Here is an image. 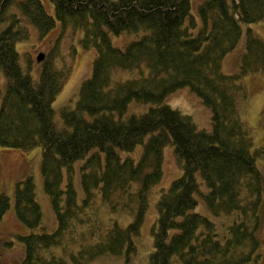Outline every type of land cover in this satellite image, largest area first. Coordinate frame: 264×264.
Here are the masks:
<instances>
[{
  "label": "trees",
  "instance_id": "16d2710c",
  "mask_svg": "<svg viewBox=\"0 0 264 264\" xmlns=\"http://www.w3.org/2000/svg\"><path fill=\"white\" fill-rule=\"evenodd\" d=\"M0 0V145L24 151L40 146L45 191L57 218L47 232L32 176L15 187V215L31 232L21 264H89L103 255L136 253L135 238L149 208L150 191L163 177L164 148L174 151L183 174L162 190L146 264H247L260 258L264 225V146L243 120L247 91L241 79L264 72V41L249 26L264 20V0ZM56 46L40 62L39 78L25 69L17 48L28 24ZM247 24L238 73L223 62ZM95 49L90 77L76 101L55 120L54 102L71 74L60 45L66 34ZM138 34L125 48L111 35ZM71 54L77 52L72 46ZM59 58V61H58ZM189 87L212 111V129L165 102ZM133 103L147 104L130 111ZM142 145L140 159L121 157ZM79 166L84 198L73 183ZM67 173V178L65 177ZM201 175L208 191L203 192ZM201 195L214 222L195 211ZM11 206L0 193V222ZM125 212L122 226L106 218Z\"/></svg>",
  "mask_w": 264,
  "mask_h": 264
},
{
  "label": "rangeland",
  "instance_id": "374dc122",
  "mask_svg": "<svg viewBox=\"0 0 264 264\" xmlns=\"http://www.w3.org/2000/svg\"><path fill=\"white\" fill-rule=\"evenodd\" d=\"M46 11L54 15L53 3L51 0H41ZM60 23L57 21L56 29L46 37H40L37 27L28 24L30 31L29 37L17 44V48L21 54V62L23 66L33 68L35 79L39 78L41 64L37 61L39 53L46 54L51 52L55 47L57 32ZM256 35L264 41V20L251 23L249 25ZM248 25H243V35L238 45L224 59L223 71L227 74H236L240 69L241 56L245 51ZM80 36L73 35L69 31L63 38L60 50L65 57V63L71 66V74L65 83L62 92L57 96L54 102L55 120L61 124L62 110L68 105H72L77 98L78 87L82 81L90 77L93 69V61L95 58V49H84L79 43ZM139 35L135 33H122L120 35H111L112 43L119 48H125L129 43L138 39ZM75 46L77 52L75 57L71 49ZM59 61V58H58ZM242 84L247 91V99L241 104V113L243 120L250 127L254 136V147L264 146V72L251 74L241 79ZM165 102L173 108H177L185 114L192 116L194 121L200 128L207 130L212 129V111L203 104L201 98L189 87H184L176 92L169 94ZM149 108L147 104L133 103L130 111H142ZM143 146L139 145L131 152H120L121 157L131 156L136 162L140 159ZM258 163L264 169V158H260ZM81 161L75 163V172L73 173V183L77 191L78 199L82 202L84 198V190L81 184V174L79 166ZM42 152L41 147L37 146L29 151L17 148H8L0 145V193H4L10 197L11 206L0 222V264H21L24 255V244L19 236L27 235L31 230L21 223L15 215V187L16 183L28 176H32L37 194V200L43 210V226L47 232H52L57 228V218L55 211L51 205L50 199L45 191L44 179L41 171ZM183 174V169L176 157L174 146L168 144L164 148L163 177L150 191L149 208L145 221L141 228L140 235L135 238L137 251L132 254L129 259L125 255L113 256L103 255L91 261L89 264H146L150 252L153 251V235L152 228L156 223L159 211L157 201L162 190L168 189L174 180ZM67 178V173L65 172ZM203 192L208 191V187L201 175L198 174ZM198 206L195 211L204 216L209 217L214 222L222 223L221 217L212 214L207 206L204 198L198 196ZM103 211L106 218H114L119 221L122 226H127L133 221V216L125 212L112 215L108 212L106 206ZM262 244L260 246V258L256 262L247 264H264V225L261 230Z\"/></svg>",
  "mask_w": 264,
  "mask_h": 264
},
{
  "label": "water",
  "instance_id": "95a60500",
  "mask_svg": "<svg viewBox=\"0 0 264 264\" xmlns=\"http://www.w3.org/2000/svg\"><path fill=\"white\" fill-rule=\"evenodd\" d=\"M44 57H45V55H44V54H40V55L38 56V60H39V61H41V60H43V59H44Z\"/></svg>",
  "mask_w": 264,
  "mask_h": 264
}]
</instances>
